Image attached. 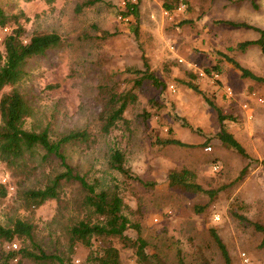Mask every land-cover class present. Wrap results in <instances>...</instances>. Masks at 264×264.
I'll list each match as a JSON object with an SVG mask.
<instances>
[{
  "label": "rangeland",
  "instance_id": "1",
  "mask_svg": "<svg viewBox=\"0 0 264 264\" xmlns=\"http://www.w3.org/2000/svg\"><path fill=\"white\" fill-rule=\"evenodd\" d=\"M87 1L0 0L6 14L19 15L24 37L53 30L63 39L61 46L29 58L22 78L4 88L16 87L31 106L25 126L38 130L47 125L53 135L87 128L96 138L66 144L67 160L89 180L97 178L101 186L119 187L132 210L128 213L141 223L147 251H157L167 263L177 261L176 249L181 248L185 264H206L200 257H207L208 264H223L208 231L213 226L226 241L232 264H264V229L253 226H264V101L258 100L264 98V81L242 75L225 57L264 77L260 44L241 45L246 39H264L260 31L264 0H179L184 6L178 12H165L162 0H130L138 3L137 37L130 28L134 17L120 12L125 5L122 0ZM10 28L5 24L0 37ZM143 55L165 85L159 89L144 79L134 89L137 99L126 112L130 130L120 121L118 127L103 133L99 112L107 95L105 86L129 87L135 74L126 67L143 68ZM212 65L220 70L213 68L206 76L199 73ZM212 72L218 77H212ZM189 83L197 84L202 92ZM152 95L157 96L158 105L150 102ZM217 108L248 156L216 136L220 128ZM155 136L174 137L185 144L158 148L152 143ZM206 145L211 150L205 151ZM115 147L122 151L125 166L143 179L155 180L153 188L145 189L134 181L131 189L138 194L124 191L123 175L109 165ZM214 163L221 166L219 172L212 170ZM184 165L196 172L203 187H219L203 212H194L192 206L208 201L206 194L168 185V171ZM30 166L35 168L21 171L25 178L19 184L10 182L12 192L0 199V222L10 225L19 217L33 224L31 238L12 242L17 247L21 243L34 251L61 255L71 264H85L87 249L72 250L68 239V227L88 215L84 192L77 182H67L59 200L50 198L26 209L22 191L39 185L59 168L50 160L40 162L39 154ZM245 166L241 178H236ZM14 173L9 174L16 180ZM127 233L136 236L132 228ZM123 250L124 258L131 260L130 248ZM19 264L53 262L23 258Z\"/></svg>",
  "mask_w": 264,
  "mask_h": 264
},
{
  "label": "trees",
  "instance_id": "2",
  "mask_svg": "<svg viewBox=\"0 0 264 264\" xmlns=\"http://www.w3.org/2000/svg\"><path fill=\"white\" fill-rule=\"evenodd\" d=\"M87 2L90 3L92 0ZM177 2L184 1L162 0V5L165 9H172ZM120 12L123 16L132 15L134 17L135 21L130 22V28L137 37L139 34L138 3L128 0ZM5 24L11 25V28L9 31H3L0 37V174H6L7 181L2 182L0 180V199H5L12 192L13 188H10V182L14 185L19 184L25 178L21 171L28 169V172L35 168L30 166V161L36 154H39L40 162L50 160L56 162L59 168L47 174L45 181L39 185L22 191L20 195L22 206L26 209H32L41 205L47 199L59 200L64 185L67 182H77L84 192L83 201L87 204L86 214L88 215L85 218L76 220L68 227V239L69 247L72 250L79 246L87 249L88 256L85 264H169L157 251H147L148 242L141 233V223L137 219H133L128 213V211L131 213L132 210L119 187L116 184L101 186L97 178L93 181L89 180L86 175L77 171L67 160L64 146L75 140L82 142L92 138V134L87 128L72 129L53 135L47 125L38 130L25 126L26 118L32 113L31 106L16 87L8 91L4 88L12 86L22 78L29 58L44 54L50 48L61 46L63 39L60 33L53 30L35 31L28 37H24L25 27L19 22V15H8L0 8V30ZM260 31L264 34V28ZM251 43H259L264 53L263 38L246 39L241 42V45ZM225 57L242 70V75L264 81V77L250 72L249 69L240 65L232 57ZM142 59L143 68L126 67V70L135 74L129 87L120 89L119 85L105 86L107 95L99 112L100 131L103 133L118 127L120 121L124 124L125 129L130 130V121L126 117V112L137 99V91L134 89L144 79L149 80L152 85L159 89H162L165 85L150 69L145 55L142 56ZM204 68V76L208 75L213 68H216L217 71L220 70L218 65ZM189 86L202 92L195 83H189ZM149 100L154 105L159 103L155 95H152ZM209 103L213 105L211 101ZM217 111L220 128L216 136L223 144L236 148L240 154L248 156V153L233 134L225 127L223 123L225 116L218 108ZM95 138H92V140ZM152 143L156 144L158 148L171 143L185 144L174 137L163 138L159 136H155ZM213 161L217 162L218 159H213ZM109 165L123 175V183L127 184L124 191L129 195L131 193L138 194V192L131 189L134 181L141 184L145 189L153 188L156 183L155 180L143 179L139 173L125 166L123 153L119 148L112 149L109 156ZM246 166L240 170L236 178L239 176L241 178ZM220 170L221 166L219 165L214 171L219 172ZM13 172L17 177L16 180H13L12 175L9 174ZM167 179L170 187L204 193L209 197V200L204 204L196 203L192 206L193 211L196 213L203 212L219 191V187H203L197 181L196 172L185 165L179 169H170L167 173ZM234 215L249 221L248 217L242 213L234 211ZM253 226L258 230L264 229V226L259 223H255ZM130 228L136 231L135 237L128 235L127 230ZM32 230L33 224L19 217L15 218L10 225L0 222V264H19L23 258H30L34 261L51 259L53 264H71L65 261L61 255L46 253L42 249L34 251L21 245V243L18 247H12L11 244L15 240L31 238ZM208 231L221 253L222 263L231 264V256L226 241L215 227L210 226ZM125 247L130 248L131 252L128 255L131 256V260L125 259L126 251L123 250ZM176 257L177 261L172 264H185L181 248L176 249ZM200 258H202L203 263H209L207 257ZM212 258L214 257L212 256Z\"/></svg>",
  "mask_w": 264,
  "mask_h": 264
},
{
  "label": "built area",
  "instance_id": "3",
  "mask_svg": "<svg viewBox=\"0 0 264 264\" xmlns=\"http://www.w3.org/2000/svg\"><path fill=\"white\" fill-rule=\"evenodd\" d=\"M125 0H122V3L123 4H125ZM184 6V3H179L177 6H175V7H173L172 9H165V12H170V11H174V12H178L179 10H181L182 9V7ZM201 75H205V73H204V71H200L199 72ZM211 76L212 77H218V73L217 72H212V74H211ZM172 87V86H171ZM258 100H260V101H264V98L263 97H258ZM204 149L205 150H210L211 149V146L210 145H206L205 147H204ZM219 167V164H217V163H214L213 165H212V169H217ZM0 180L2 181V182H6L7 181V176L5 175V174H0ZM10 188H12V185H10ZM215 216V218H218V214H215L214 215ZM12 245L15 247L16 246V244L15 243H12ZM241 254L243 255V261L244 262H246V263H248L249 262V257L246 255V253L244 252V251H242L241 252Z\"/></svg>",
  "mask_w": 264,
  "mask_h": 264
},
{
  "label": "crops",
  "instance_id": "4",
  "mask_svg": "<svg viewBox=\"0 0 264 264\" xmlns=\"http://www.w3.org/2000/svg\"><path fill=\"white\" fill-rule=\"evenodd\" d=\"M232 264V263H231Z\"/></svg>",
  "mask_w": 264,
  "mask_h": 264
}]
</instances>
